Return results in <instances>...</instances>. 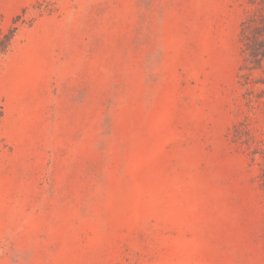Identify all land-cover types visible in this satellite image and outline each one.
Returning <instances> with one entry per match:
<instances>
[{"label":"rangeland","instance_id":"1","mask_svg":"<svg viewBox=\"0 0 264 264\" xmlns=\"http://www.w3.org/2000/svg\"><path fill=\"white\" fill-rule=\"evenodd\" d=\"M264 0H0V264H264Z\"/></svg>","mask_w":264,"mask_h":264},{"label":"trees","instance_id":"2","mask_svg":"<svg viewBox=\"0 0 264 264\" xmlns=\"http://www.w3.org/2000/svg\"><path fill=\"white\" fill-rule=\"evenodd\" d=\"M263 24L257 28V32L261 35L264 32V21ZM18 25L11 26L7 31L0 26V56L5 55L12 45V42L16 36ZM252 54L256 60L264 58V40L258 39L257 46L251 47ZM4 115V106L0 102V119Z\"/></svg>","mask_w":264,"mask_h":264}]
</instances>
